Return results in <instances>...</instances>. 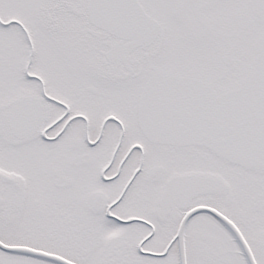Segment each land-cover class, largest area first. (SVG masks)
<instances>
[{
  "label": "snow or ice",
  "instance_id": "snow-or-ice-1",
  "mask_svg": "<svg viewBox=\"0 0 264 264\" xmlns=\"http://www.w3.org/2000/svg\"><path fill=\"white\" fill-rule=\"evenodd\" d=\"M0 264H264V0H0Z\"/></svg>",
  "mask_w": 264,
  "mask_h": 264
}]
</instances>
